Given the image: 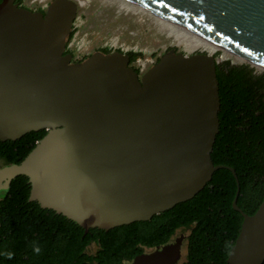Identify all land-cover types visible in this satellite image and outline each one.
<instances>
[{
	"label": "water",
	"instance_id": "obj_1",
	"mask_svg": "<svg viewBox=\"0 0 264 264\" xmlns=\"http://www.w3.org/2000/svg\"><path fill=\"white\" fill-rule=\"evenodd\" d=\"M264 65V0H135ZM77 5L53 0L44 13L0 2V141L45 130L19 163L0 167V191L18 175L29 201L87 232L110 230L171 209L201 191L215 166L219 129L215 57L171 48L141 76L119 51L83 61L65 53ZM225 65H229L226 64ZM11 169L9 176L3 172ZM243 220L227 264L264 261V200ZM184 235L174 243L181 257Z\"/></svg>",
	"mask_w": 264,
	"mask_h": 264
},
{
	"label": "trees",
	"instance_id": "obj_2",
	"mask_svg": "<svg viewBox=\"0 0 264 264\" xmlns=\"http://www.w3.org/2000/svg\"><path fill=\"white\" fill-rule=\"evenodd\" d=\"M14 2L21 5L22 0ZM127 55L129 65L140 57ZM216 76L219 129L211 160L224 168L214 171L193 198L148 221L84 232L66 217L29 201L28 179L18 175L0 192V264H128L146 250L172 242L179 230L188 231L180 264H227L243 220L232 207L237 186L227 168L237 176L236 203L244 213L254 214L264 200V72L255 74L246 65L225 69L217 64ZM45 134V130L32 131L14 141H0L2 166L19 164ZM34 244L39 245V253L33 252Z\"/></svg>",
	"mask_w": 264,
	"mask_h": 264
},
{
	"label": "rangeland",
	"instance_id": "obj_3",
	"mask_svg": "<svg viewBox=\"0 0 264 264\" xmlns=\"http://www.w3.org/2000/svg\"><path fill=\"white\" fill-rule=\"evenodd\" d=\"M52 1L53 0H22L20 6L31 11H40L46 10L47 6ZM71 1L77 5V8L75 17L72 20L70 32L74 28L75 32H77L76 39H80L84 34L87 35L86 40L89 41V49L86 56H90L103 49L109 50L110 53L119 51L124 54H139L140 57L134 60L130 66L141 76L157 59L171 48L183 52L186 55L196 53L206 54L201 51H187L183 45L175 42L172 38L168 37L166 33L161 32L150 17L128 11L127 9L124 11L115 0ZM68 52L75 61L82 57V54L76 50ZM221 56V52H216L214 54L218 64L225 69L231 66L246 65L252 68L255 74L264 72V69H257L255 66L246 62L230 63L226 66L224 61L226 59H222ZM1 166L2 163L0 161V167ZM1 195L0 193V197ZM181 234L186 236L188 231H177L174 239ZM151 251L153 250H146L145 253ZM184 255L185 246L182 241L181 257L177 264H180L184 260Z\"/></svg>",
	"mask_w": 264,
	"mask_h": 264
},
{
	"label": "bare ground",
	"instance_id": "obj_4",
	"mask_svg": "<svg viewBox=\"0 0 264 264\" xmlns=\"http://www.w3.org/2000/svg\"><path fill=\"white\" fill-rule=\"evenodd\" d=\"M115 1L119 3V7L123 8L124 11L125 9H127L128 11L144 14L150 17L161 32L166 33L168 37L172 38L175 42L183 45V47L187 51H201L205 52L207 56L211 57H214V54L216 52H221V58L226 59L224 60L226 64L246 62L252 66H255L257 69H264V65L260 63L248 62L247 58L242 56L241 54L239 55L233 52L231 49L222 46L221 44L208 40L191 28L177 22L174 19L157 14L155 11L150 10L149 8L135 0ZM11 172V169L5 170L3 172V178L9 176ZM175 249L176 247L173 243L172 245H168L163 249L158 250L157 253L154 254V256L143 257L140 261L141 263L151 262L153 264H169L170 261L174 258Z\"/></svg>",
	"mask_w": 264,
	"mask_h": 264
},
{
	"label": "built area",
	"instance_id": "obj_5",
	"mask_svg": "<svg viewBox=\"0 0 264 264\" xmlns=\"http://www.w3.org/2000/svg\"><path fill=\"white\" fill-rule=\"evenodd\" d=\"M72 35L69 40L66 41L65 50L66 51H78L82 56H86L89 49V41L86 40V34H84L80 39H76L77 32L74 28L72 29ZM86 53V54H85Z\"/></svg>",
	"mask_w": 264,
	"mask_h": 264
},
{
	"label": "clouds",
	"instance_id": "obj_6",
	"mask_svg": "<svg viewBox=\"0 0 264 264\" xmlns=\"http://www.w3.org/2000/svg\"><path fill=\"white\" fill-rule=\"evenodd\" d=\"M32 250H33L34 253H39V252H40L39 245H35V244H34ZM12 255H13V254H12L11 252H9V253L7 254V256H8L9 259H11Z\"/></svg>",
	"mask_w": 264,
	"mask_h": 264
},
{
	"label": "flooded vegetation",
	"instance_id": "obj_7",
	"mask_svg": "<svg viewBox=\"0 0 264 264\" xmlns=\"http://www.w3.org/2000/svg\"><path fill=\"white\" fill-rule=\"evenodd\" d=\"M73 61H75V60H73ZM140 76V75H139Z\"/></svg>",
	"mask_w": 264,
	"mask_h": 264
}]
</instances>
